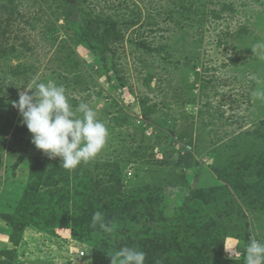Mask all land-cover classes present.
<instances>
[{"label":"rangeland","instance_id":"1","mask_svg":"<svg viewBox=\"0 0 264 264\" xmlns=\"http://www.w3.org/2000/svg\"><path fill=\"white\" fill-rule=\"evenodd\" d=\"M61 3L0 0V213L13 217L0 218V264H112L125 246L147 259L156 244L170 246L155 249L162 261L193 246L213 260L220 243L245 264V246L264 243V213L232 182L253 179L239 163L264 155L253 96L264 89V0H84L73 15ZM86 15L115 29L100 56L83 40ZM49 81L109 130L72 171L35 147L13 107L26 84ZM122 205L133 208L108 220ZM97 211L112 232L93 226Z\"/></svg>","mask_w":264,"mask_h":264},{"label":"clouds","instance_id":"2","mask_svg":"<svg viewBox=\"0 0 264 264\" xmlns=\"http://www.w3.org/2000/svg\"><path fill=\"white\" fill-rule=\"evenodd\" d=\"M26 84L27 90L20 93L19 101L13 102L22 116L21 123L32 134V143L50 159L61 158L64 169L72 171L81 164L94 161L105 148L109 130L98 118V113L88 103L81 102L73 108L66 89L54 81ZM253 96L264 101V89H257ZM93 226L105 232L113 229L104 222L99 211L93 215ZM239 244V241H234ZM245 264H264V243L255 239L246 246ZM225 251L232 252L225 247ZM112 256V264H145L146 253L136 247H123Z\"/></svg>","mask_w":264,"mask_h":264},{"label":"trees","instance_id":"3","mask_svg":"<svg viewBox=\"0 0 264 264\" xmlns=\"http://www.w3.org/2000/svg\"><path fill=\"white\" fill-rule=\"evenodd\" d=\"M62 2L61 4L65 7L64 9L68 12V15H73L76 13H81L82 9L79 5L84 0H58ZM107 19L105 17L86 15L83 19V28L85 29V35H83V40L85 41H95L99 46V56L102 55L108 48L107 39L115 35V29L113 25H108ZM103 38H106V40ZM1 153V147H0ZM246 162V163H245ZM245 163V164H244ZM240 166H243L246 170H253L254 178L244 181L243 179L239 181H233L232 185L234 188V194L241 199V201L248 207L255 211L264 213V155L255 158L254 156H249L246 161H240ZM119 169V166H118ZM220 175V174H219ZM31 185L28 184L27 188ZM132 205H122L120 207L111 209L109 219L114 220L119 216L127 213L132 209ZM111 216V217H110ZM0 218L11 222L12 215L0 213ZM169 245L156 244L155 249H166ZM194 252H184L181 258L176 261L160 260V258L155 253L156 250L151 252L150 256L145 260V264H244L242 261L237 259L225 260L220 252L221 243L215 245L212 250V254L215 259L209 260L208 255L203 258V255L207 253L206 249L203 250L199 246H193ZM4 264H16L6 261Z\"/></svg>","mask_w":264,"mask_h":264},{"label":"built area","instance_id":"4","mask_svg":"<svg viewBox=\"0 0 264 264\" xmlns=\"http://www.w3.org/2000/svg\"><path fill=\"white\" fill-rule=\"evenodd\" d=\"M84 253H85L84 251H81V252H80V255L83 256ZM16 264H30V263H29L28 261H26V260H22V261H19V262L16 263Z\"/></svg>","mask_w":264,"mask_h":264}]
</instances>
